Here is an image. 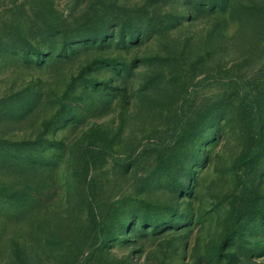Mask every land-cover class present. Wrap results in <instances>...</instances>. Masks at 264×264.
<instances>
[{
  "label": "rangeland",
  "instance_id": "rangeland-1",
  "mask_svg": "<svg viewBox=\"0 0 264 264\" xmlns=\"http://www.w3.org/2000/svg\"><path fill=\"white\" fill-rule=\"evenodd\" d=\"M0 264H264V0H0Z\"/></svg>",
  "mask_w": 264,
  "mask_h": 264
}]
</instances>
